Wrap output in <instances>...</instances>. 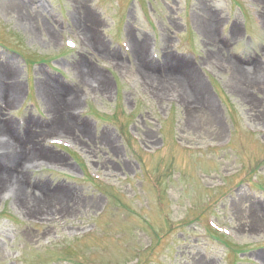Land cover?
Masks as SVG:
<instances>
[{
    "label": "rangeland",
    "instance_id": "1",
    "mask_svg": "<svg viewBox=\"0 0 264 264\" xmlns=\"http://www.w3.org/2000/svg\"><path fill=\"white\" fill-rule=\"evenodd\" d=\"M0 143V264H264V0H0Z\"/></svg>",
    "mask_w": 264,
    "mask_h": 264
},
{
    "label": "bare ground",
    "instance_id": "2",
    "mask_svg": "<svg viewBox=\"0 0 264 264\" xmlns=\"http://www.w3.org/2000/svg\"><path fill=\"white\" fill-rule=\"evenodd\" d=\"M78 2H79V0H78ZM198 18H199V25L201 27H204V29H206V26H205L206 24H204V21H205L204 20V16L203 15L202 16L198 15ZM205 31L208 32V30H205ZM208 36H211V35H209V33L204 34V37L206 39H209ZM134 65H136V64H134ZM79 66L80 65L78 64V67ZM137 67L139 68V65ZM79 68H82L84 74L87 75V76H95L96 75V73H94L93 70L89 69V67L82 66V64H81V66ZM134 69H135V67H134ZM175 81H178V78L175 77L174 75H171L169 73V74L160 75L159 78L156 80V84L158 86L164 87V89H165V88H167V86H169L171 83H174ZM106 82H108V81L105 80L104 78H99V85H98L97 89H100V91L102 93L103 92H108V90H109V88L107 87V83ZM38 86H39L40 91L46 95L47 94L48 85L45 83V81L44 82L43 81H39V85ZM73 97H75V96H73ZM13 100H14V96L12 95L11 99L9 98V103L11 104L13 102ZM74 101H75V98H74L72 104L74 103ZM66 115H67V112H66ZM67 124H68V122L66 121V125L65 126H66V129L69 132H72V131H74L76 129L75 127L73 128L70 125L71 123L68 124V125ZM1 144L2 143H0L1 149L2 148L3 149L0 151V160H12L11 162H13V160H15V159H12V158L17 157V154H15V153L10 154L11 152H9L7 150L8 149L7 145L5 144L6 145V147H5V145H1ZM9 155H11V158L9 157ZM10 178H11L9 180L11 182L10 185L13 186L12 192L14 193L15 198H18V202H19V200L21 199V193H22L21 178H18V174L17 173H16V175H14V177L11 176ZM23 200L26 201V202H29L27 198L23 199ZM20 203L22 204V201H20Z\"/></svg>",
    "mask_w": 264,
    "mask_h": 264
},
{
    "label": "snow or ice",
    "instance_id": "3",
    "mask_svg": "<svg viewBox=\"0 0 264 264\" xmlns=\"http://www.w3.org/2000/svg\"><path fill=\"white\" fill-rule=\"evenodd\" d=\"M69 43L71 44V41Z\"/></svg>",
    "mask_w": 264,
    "mask_h": 264
}]
</instances>
